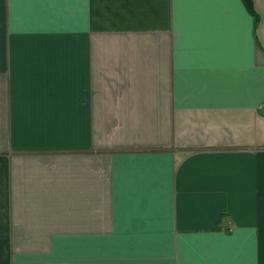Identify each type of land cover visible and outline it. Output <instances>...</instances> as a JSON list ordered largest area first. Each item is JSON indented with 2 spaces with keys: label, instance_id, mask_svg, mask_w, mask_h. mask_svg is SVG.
I'll return each instance as SVG.
<instances>
[{
  "label": "crops",
  "instance_id": "1",
  "mask_svg": "<svg viewBox=\"0 0 264 264\" xmlns=\"http://www.w3.org/2000/svg\"><path fill=\"white\" fill-rule=\"evenodd\" d=\"M0 0V264H264V0Z\"/></svg>",
  "mask_w": 264,
  "mask_h": 264
},
{
  "label": "trees",
  "instance_id": "2",
  "mask_svg": "<svg viewBox=\"0 0 264 264\" xmlns=\"http://www.w3.org/2000/svg\"><path fill=\"white\" fill-rule=\"evenodd\" d=\"M245 4L250 11H253L252 0H245Z\"/></svg>",
  "mask_w": 264,
  "mask_h": 264
}]
</instances>
